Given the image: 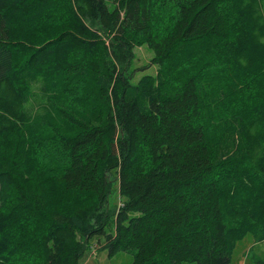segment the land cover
I'll return each mask as SVG.
<instances>
[{
    "label": "trees",
    "instance_id": "1",
    "mask_svg": "<svg viewBox=\"0 0 264 264\" xmlns=\"http://www.w3.org/2000/svg\"><path fill=\"white\" fill-rule=\"evenodd\" d=\"M142 45L158 68L136 80ZM249 235L264 0H0V264H80L96 237L131 264H231Z\"/></svg>",
    "mask_w": 264,
    "mask_h": 264
},
{
    "label": "rangeland",
    "instance_id": "2",
    "mask_svg": "<svg viewBox=\"0 0 264 264\" xmlns=\"http://www.w3.org/2000/svg\"><path fill=\"white\" fill-rule=\"evenodd\" d=\"M135 58L133 67L136 69V80H139L144 74H156L157 66L150 65L154 52L147 46H137L134 49ZM145 70H141L142 67ZM121 203L118 191V181L115 182L114 192L110 197V210L115 209ZM102 241L93 238L85 251L80 264H131L134 255L127 251L119 252L110 256L108 251L103 248ZM259 259H264V240H256L251 235L238 243L231 264H256ZM186 264H197L196 262H187Z\"/></svg>",
    "mask_w": 264,
    "mask_h": 264
}]
</instances>
